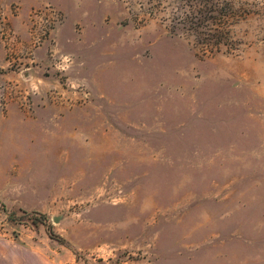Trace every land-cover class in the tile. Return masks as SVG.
Here are the masks:
<instances>
[{
	"label": "rangeland",
	"instance_id": "1",
	"mask_svg": "<svg viewBox=\"0 0 264 264\" xmlns=\"http://www.w3.org/2000/svg\"><path fill=\"white\" fill-rule=\"evenodd\" d=\"M245 1L210 51L137 0H0V250L264 264V0Z\"/></svg>",
	"mask_w": 264,
	"mask_h": 264
},
{
	"label": "trees",
	"instance_id": "2",
	"mask_svg": "<svg viewBox=\"0 0 264 264\" xmlns=\"http://www.w3.org/2000/svg\"><path fill=\"white\" fill-rule=\"evenodd\" d=\"M148 16L169 20L171 32L193 37L201 46L218 51L231 27L257 11L245 0H137ZM206 51V49H205Z\"/></svg>",
	"mask_w": 264,
	"mask_h": 264
},
{
	"label": "crops",
	"instance_id": "3",
	"mask_svg": "<svg viewBox=\"0 0 264 264\" xmlns=\"http://www.w3.org/2000/svg\"><path fill=\"white\" fill-rule=\"evenodd\" d=\"M50 259L40 252L20 251L9 254L0 250V264H50Z\"/></svg>",
	"mask_w": 264,
	"mask_h": 264
},
{
	"label": "water",
	"instance_id": "4",
	"mask_svg": "<svg viewBox=\"0 0 264 264\" xmlns=\"http://www.w3.org/2000/svg\"><path fill=\"white\" fill-rule=\"evenodd\" d=\"M54 221H57V218L56 217L54 218Z\"/></svg>",
	"mask_w": 264,
	"mask_h": 264
}]
</instances>
